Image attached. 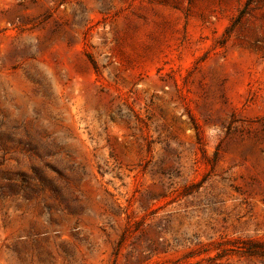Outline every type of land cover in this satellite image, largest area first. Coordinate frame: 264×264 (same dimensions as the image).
Segmentation results:
<instances>
[{"label": "rangeland", "instance_id": "1", "mask_svg": "<svg viewBox=\"0 0 264 264\" xmlns=\"http://www.w3.org/2000/svg\"><path fill=\"white\" fill-rule=\"evenodd\" d=\"M260 250L264 0H0V264Z\"/></svg>", "mask_w": 264, "mask_h": 264}, {"label": "trees", "instance_id": "2", "mask_svg": "<svg viewBox=\"0 0 264 264\" xmlns=\"http://www.w3.org/2000/svg\"><path fill=\"white\" fill-rule=\"evenodd\" d=\"M257 246H249L247 250L249 251L250 254L258 253ZM261 253V254H260ZM260 255L264 257V251L260 250Z\"/></svg>", "mask_w": 264, "mask_h": 264}]
</instances>
